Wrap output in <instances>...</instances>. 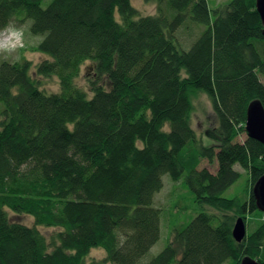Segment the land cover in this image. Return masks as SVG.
Listing matches in <instances>:
<instances>
[{
  "label": "trees",
  "instance_id": "trees-1",
  "mask_svg": "<svg viewBox=\"0 0 264 264\" xmlns=\"http://www.w3.org/2000/svg\"><path fill=\"white\" fill-rule=\"evenodd\" d=\"M145 1L157 4L155 14H140L132 0H0V33L29 21L42 37L32 49L47 56L36 74L61 84L49 93L30 60L0 56V264H85L93 248L109 264H239L245 256L264 264V212L253 193L264 144L238 140L250 102L264 105L256 0L214 9L209 0ZM183 29L192 37L200 29L189 49ZM87 61L98 77L92 95L75 84ZM194 91L211 99L217 144L192 126ZM203 159L217 161L216 171L200 168ZM237 164L249 177L244 199L224 196L242 176ZM165 175L185 178L204 209L142 263L163 234L154 197ZM238 217L252 228L240 242ZM39 226L58 231L48 239Z\"/></svg>",
  "mask_w": 264,
  "mask_h": 264
},
{
  "label": "rangeland",
  "instance_id": "rangeland-1",
  "mask_svg": "<svg viewBox=\"0 0 264 264\" xmlns=\"http://www.w3.org/2000/svg\"><path fill=\"white\" fill-rule=\"evenodd\" d=\"M229 0H209L212 9L219 5L225 4ZM134 6L139 10L140 14L149 15L157 12V4L154 2H147L145 0H132ZM195 25V24H194ZM193 26V30L195 26ZM201 28L196 31V35H188V30H181L179 33L181 44L184 49H189L192 42L196 39L200 31H203L204 26L196 25ZM29 21L20 22L15 20L12 25L4 29L0 33V56L3 59L11 61L26 58L33 64L32 75L38 80L42 89L47 92H60L61 84L57 76H40L36 74V66L47 56L32 48L41 41L42 37L35 36L29 33ZM191 36V38H189ZM98 77L95 74L94 66L91 61H87L81 68L80 75L76 78L75 84L77 87L86 90L90 95L91 83L90 80H96ZM100 82L108 87V79L102 76ZM264 81V80H263ZM193 109L191 113V122L197 134L202 138L206 145L216 143L212 134L218 126V120L214 112L212 102L208 94L202 91H194L191 94ZM4 105L0 102V111ZM248 138L247 132L242 133L238 140L243 142ZM217 144V143H216ZM200 168L208 167L213 172L216 171L217 161L210 163L208 159H203L199 166ZM236 169L242 172L240 179L232 185L224 196L228 198L239 197L244 199L249 193V177L241 166L236 165ZM154 205L162 209V224L163 234L160 240L151 248L150 252L142 259V263H146L155 255H157L173 237L171 230L173 228H181L187 225L200 211L204 208L195 202L193 194L185 184V178L180 181H173L168 175L164 176V187L161 191L156 193L154 197ZM209 210V208H208ZM10 217L13 221H19L24 224L33 226L34 218L28 214H17L9 211ZM164 222V223H163ZM40 231L48 238L58 231L55 227L39 226ZM248 232L252 230L251 226L247 228ZM106 252L102 248L91 249L86 258L85 264H109L105 261Z\"/></svg>",
  "mask_w": 264,
  "mask_h": 264
},
{
  "label": "water",
  "instance_id": "water-1",
  "mask_svg": "<svg viewBox=\"0 0 264 264\" xmlns=\"http://www.w3.org/2000/svg\"><path fill=\"white\" fill-rule=\"evenodd\" d=\"M256 8L261 16L264 35V0H256ZM245 129L249 138L264 144V105L260 99H254L247 108ZM253 193L258 208L264 212V174L257 180ZM233 236L237 241H242L247 235V224L243 217H238L233 226ZM239 264H261L259 260L245 256Z\"/></svg>",
  "mask_w": 264,
  "mask_h": 264
}]
</instances>
